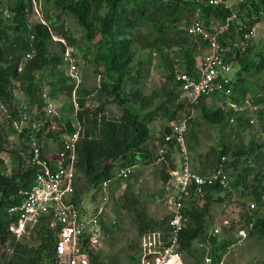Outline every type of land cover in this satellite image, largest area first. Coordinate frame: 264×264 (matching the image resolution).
I'll list each match as a JSON object with an SVG mask.
<instances>
[{
	"label": "trees",
	"instance_id": "obj_1",
	"mask_svg": "<svg viewBox=\"0 0 264 264\" xmlns=\"http://www.w3.org/2000/svg\"><path fill=\"white\" fill-rule=\"evenodd\" d=\"M206 1V2H205ZM47 0L44 10L47 12L43 23H29L26 0H16L13 6L8 9L13 15V25L7 24L0 10V104L5 106L11 118H3L0 115V154L10 150L7 147L6 138L8 130L15 132L12 124L18 119L17 108L13 105L14 94L13 80H17L19 88L25 90L29 96L30 104L37 106L41 112L44 109V102L40 96L39 86L36 84V74L40 71L53 70L62 64V56L51 54L49 43L52 41L51 28L71 48L79 54H83L86 61L94 58V63L103 66L101 88L96 102L97 107L88 105L90 101L83 96L77 98L79 110L77 119L83 125L84 134L80 138L77 150L79 154L78 188L77 196L88 194L93 187L112 180L119 168H133L136 166H148L156 160V154L149 146L151 132L149 119L154 113L141 115L136 113L130 104H139L142 108H147L155 99L161 97L160 93H155L149 97L140 89L128 90V83L141 82V73H137L134 68L136 51L134 45L141 49L162 50L179 49L188 59V70H193L196 61L194 51L197 44L192 36L182 28L189 24L190 15L197 8H201L206 25L218 22L225 24L233 13L223 6H209L207 0ZM1 5V0H0ZM59 11L55 16L50 12ZM62 16H70L76 20L83 32V38L78 40L69 33L65 24L61 22ZM264 18V0H247L239 3L235 8V18L231 20L230 32L222 39L226 45L233 46L237 42L244 40L243 36L251 34L253 28ZM183 26L181 27V23ZM147 23V25H146ZM126 30L130 31L129 38L121 39L126 35ZM100 39L96 40L95 37ZM84 43V45H82ZM246 46L241 49L234 48L236 52L235 64L239 66L236 73V80L233 82L232 100L239 103L245 99L252 100L260 106L257 112L259 117H264V95H251L250 86L245 84L248 75L261 73L264 71V48L256 50L250 40H246ZM96 46L91 53L90 46ZM63 45V44H61ZM258 51V52H257ZM30 58L25 59L28 55ZM21 69V71H20ZM172 79L176 80L174 71ZM61 91L68 92L70 98L74 86L67 87L63 78L59 79ZM174 80V81H175ZM179 83L176 81L174 90H170L165 97L159 113L164 112L165 117L174 121L180 110L185 109L191 112V107L184 101H180V92L176 91ZM256 89V87H254ZM53 92L56 90L53 88ZM179 100V102H177ZM115 103L120 111V118H108L105 115V106L108 103ZM177 102V103H176ZM200 104L195 106V111ZM71 111L64 115L58 122L59 129L39 133L41 139L56 140L59 135L65 132H74L75 120L73 117V104ZM203 118L211 124L220 125L230 120L223 107L210 110L201 108ZM246 119V120H245ZM249 118L246 113L236 115L235 122L242 126L247 124ZM51 123L45 125V129L50 128ZM9 128V129H7ZM46 132V135L43 134ZM171 133V128L166 127L158 139L165 143V138ZM22 155L23 149H19ZM217 168L223 164V170L227 169L228 163L234 169H239L242 165L240 178L235 183V187L242 185L247 188V177L253 174L255 169L260 171L255 177L260 182L264 180L262 166L264 165V146L257 143H250L247 148L240 147L234 152H230L227 146L218 149ZM228 156L233 158L229 162ZM223 157L226 161L223 163ZM21 161L7 176L0 172V244L3 252L0 255V264H52L54 231L43 222L36 230V239L40 241L37 247H30L18 241L8 232V214L10 206L21 200L20 190L27 189L32 181V170L26 167V158L21 156ZM2 163V159L0 158ZM215 171V172H216ZM202 175V174H201ZM170 179L169 174L164 175V180ZM255 186L254 195L249 202H254L258 207L264 206L263 193ZM223 188L216 184L207 187L208 194L204 199L192 196L191 205L185 206V217L187 219L185 228L180 233L179 251L183 254L191 255L193 243L203 240L210 245V255L216 263L226 251L233 239L213 237L207 231L205 219L212 202L222 200L215 198ZM244 192H242L243 196ZM202 202V204H198ZM247 202V204L249 203ZM138 200L135 198L129 204L132 208L138 209ZM139 210V209H138ZM257 212V211H256ZM247 215L246 219L250 220ZM137 223L139 237L144 233L160 230L164 223H158L150 219L143 211H137ZM166 230V228H164ZM258 235L264 237V217L260 218L255 213V225L250 236ZM8 248L11 254L4 249ZM94 261L99 263V257ZM102 264V263H101ZM196 264H200L199 261Z\"/></svg>",
	"mask_w": 264,
	"mask_h": 264
},
{
	"label": "rangeland",
	"instance_id": "obj_2",
	"mask_svg": "<svg viewBox=\"0 0 264 264\" xmlns=\"http://www.w3.org/2000/svg\"><path fill=\"white\" fill-rule=\"evenodd\" d=\"M46 1L26 0L29 23L38 22L47 24L45 21L47 12L44 10ZM15 2L16 0H1L0 10L3 12V18L7 20V24L9 25H13V15L8 7L9 5L13 6ZM232 2H235V0ZM58 13L59 11L50 12L52 16ZM61 22L65 24L66 30L75 38L78 40L83 38V32L75 19L70 16H62ZM213 22L214 24L218 23L216 21ZM181 24L182 27L183 22ZM182 28L186 29V27ZM51 34L53 38L49 43L50 52L51 54L62 56V64L55 71L43 70L36 74L35 82L39 86L41 98L43 94H48V97L52 101V108L59 112V114L68 115V112L72 110V98H70L68 92L58 89L61 86L59 79L63 78L67 87L74 86L72 95L75 93V89H77L76 98L83 96L87 101H90L88 105L92 108L93 106L97 107L99 102H96V100L103 80V66L100 67L95 64L94 58L89 62L86 61L83 54H79L68 46L67 42L61 39L52 28ZM131 36L130 31L126 30V35L120 38H130ZM99 39L97 36L94 40L97 42ZM249 40L256 50L260 51L264 48V18L255 26V31ZM90 48L92 53L96 49V46L93 44V47L90 46ZM134 50L136 51L134 68L137 70V73H141L142 80L141 82L128 83V90L140 89L143 94L149 97H152L155 93L161 94V97L155 99L147 108H142L139 104H130V107L141 115L157 112L148 122L151 132L149 146L153 148L156 160L148 166L140 165L133 167L129 178H118L109 186V203L102 222L105 227L104 248L98 253L100 264H140L141 246L137 211L141 210L145 212L155 222L164 223L160 231L166 228L169 219L167 182L170 179L165 181L164 175L168 173L171 178L173 171L180 170L182 162V152L178 147L174 146V144H163L158 139L162 131L171 124L170 120L165 117L164 112H159H161L160 108L165 101L166 95H168L170 90H174L176 84V80L172 79L171 70L174 71L175 76L186 72L189 66L188 59L179 49L151 50L141 49L139 46L134 45ZM68 51H70L78 65L81 79V84L78 88H76L75 82L68 78V68L65 59ZM26 59L27 57L23 60ZM238 70L239 66L235 64L232 74L234 81L236 80L235 75ZM18 82L17 80H13L14 85L11 89L14 94L13 105L16 106L17 111L21 104L30 103L29 96L25 93V90L19 88ZM245 84L250 86L249 91L251 95L262 97L264 95V71L259 74L248 75ZM53 88L56 92H53ZM176 91L180 92L179 88H176ZM179 100L181 101V97ZM222 101L220 96L203 100L190 121L187 133V148L193 170L200 175L207 176L216 171L218 149L223 146H227L231 153L240 147L247 148L250 143L264 146V117L261 118L259 115H255L252 108L246 111V118H249L247 119L249 121L242 126L230 121L215 125L208 123L203 118L202 107L214 110L222 106ZM105 111V115L110 119L120 118L121 111L113 102L106 104ZM1 114L3 118H11L9 110L2 104H0ZM69 116L71 115L69 114ZM8 134L6 142L10 150H8L6 156L8 160H13L12 165H8L13 170L18 166L19 161H21V151L17 150L18 148H22L23 141L15 132L10 131L9 133L8 130ZM228 159L229 162L233 161L231 156H228ZM243 167L242 165L239 169H234L228 163L224 173L229 179V188L227 190L223 189L219 194H216L215 198L221 197L222 200L217 199V201L212 202L205 219V226L209 234H211V230L216 226H223L225 221L230 223V228H223V233L219 235L223 240L235 238L237 229L246 222L248 214L247 202L253 197L255 186L258 188V191L263 193L264 197V180L259 182L255 177L256 173L260 171L259 169H255L253 174L247 177V188L243 185L235 187V183L240 178ZM262 169V174H264V165ZM242 192H244L243 196ZM135 198L138 200L137 206L139 210L135 206L131 208L129 205ZM192 202L193 198L191 197L186 200L185 206L191 205ZM198 204L201 205L202 202H198ZM255 210L257 211V216L260 218L264 217V206L258 207L256 205ZM36 232L37 230L29 238L25 237L18 241L28 244L30 247H37L40 241L36 239ZM210 248L211 246L207 245L203 240L195 241L191 255L182 254L185 264H196L197 261L200 264H204L205 256L210 251ZM5 250L8 254L12 253L8 248L4 249V252ZM2 252L3 248L1 247L0 255ZM226 264H264V237L252 235L232 251H227Z\"/></svg>",
	"mask_w": 264,
	"mask_h": 264
},
{
	"label": "built area",
	"instance_id": "obj_3",
	"mask_svg": "<svg viewBox=\"0 0 264 264\" xmlns=\"http://www.w3.org/2000/svg\"><path fill=\"white\" fill-rule=\"evenodd\" d=\"M205 0H203L204 2ZM207 0L209 6H223L232 11L233 15L225 24L211 23L206 25L202 9L199 7L190 15L186 31L197 44L194 51L196 65L193 70H187L176 76L179 83L181 101L191 107V112L182 109L169 127L171 133L166 136L165 144H174L182 152L180 170L173 171L167 182V198L169 219L166 230H154L140 237V264H185L179 251L180 233L185 228V202L193 195L204 199L207 187L219 184L224 190L229 188V179L220 164L218 171L211 175L195 173L190 162L187 148V133L190 121L195 114V106L203 100L220 96L222 106L231 123L235 116L244 114L250 108L255 115L260 110L252 100L245 99L239 103L233 97V70L236 52L246 46L251 34L243 36L241 43L226 45L222 39L230 32L231 20L235 18V8L247 0ZM206 2V1H205ZM31 55L27 56V59ZM68 78L72 79L78 88L81 84L80 73L75 58L70 51L66 53ZM21 70V69H20ZM76 90L72 95L74 108L75 130L65 132L54 139H41L39 133L59 129L58 122L64 116L52 108L48 94H43L45 104L43 112L37 106L21 104L18 108V119L13 120L12 127L23 141L22 156L26 158V167L32 170V181L27 189L20 190L21 200L10 206L8 214V232L17 240L30 237L34 231L45 222L54 231L52 264H97L94 259L104 248L105 227L103 219L109 203V186L118 178L127 179L132 168H119L115 177L80 197L77 196L79 154L77 145L84 134L83 125L77 119L79 106ZM180 99V98H179ZM25 103V101H24ZM50 122L51 126L45 129ZM46 132L43 134L46 135ZM53 149V151H52ZM226 158L223 157L224 163ZM2 174L7 175L0 168ZM256 204L249 202L247 212L251 218L236 231L233 243L224 251L215 263L210 251L206 254L204 264H226L227 251H232L249 237L255 225ZM230 228L225 221L223 226L211 230V236L218 237L223 228ZM3 246L0 244V248Z\"/></svg>",
	"mask_w": 264,
	"mask_h": 264
},
{
	"label": "crops",
	"instance_id": "obj_4",
	"mask_svg": "<svg viewBox=\"0 0 264 264\" xmlns=\"http://www.w3.org/2000/svg\"><path fill=\"white\" fill-rule=\"evenodd\" d=\"M8 152H4L2 154H0V158L2 159V163L0 162V168L2 169L3 172H6L7 173V176L11 175L12 174V167H8V165H12V162L13 160H8L6 154ZM14 166V165H13ZM5 175V174H4Z\"/></svg>",
	"mask_w": 264,
	"mask_h": 264
}]
</instances>
